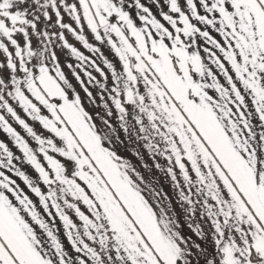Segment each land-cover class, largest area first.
Segmentation results:
<instances>
[{
    "label": "snow or ice",
    "instance_id": "1",
    "mask_svg": "<svg viewBox=\"0 0 264 264\" xmlns=\"http://www.w3.org/2000/svg\"><path fill=\"white\" fill-rule=\"evenodd\" d=\"M0 264H264V0H0Z\"/></svg>",
    "mask_w": 264,
    "mask_h": 264
}]
</instances>
